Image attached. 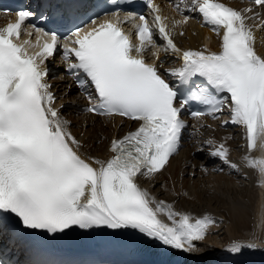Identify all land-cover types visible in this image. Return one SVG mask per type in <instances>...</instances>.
Returning a JSON list of instances; mask_svg holds the SVG:
<instances>
[{
	"label": "snow or ice",
	"instance_id": "6c2138e0",
	"mask_svg": "<svg viewBox=\"0 0 264 264\" xmlns=\"http://www.w3.org/2000/svg\"><path fill=\"white\" fill-rule=\"evenodd\" d=\"M252 2L253 7L237 10L219 0H180L175 11L183 18L176 20L165 15L155 0H146L151 20L143 14L125 18L134 23L136 44L118 14L99 23L93 19L87 30L77 28L64 38V57L75 60L69 71L81 87L90 83L95 92L96 102L91 103L89 95L86 111L139 122L136 130L111 141L109 159L83 156V145L61 115L63 105L55 106L46 62L61 37L32 25L41 34L37 44L40 39L44 42L30 55L26 47L30 41H15L34 14L17 11L16 21L0 28V212L14 214L28 229L48 233L73 226L133 229L171 249L198 253L197 242L206 238L214 218L176 211L173 204L157 200L139 179H152L166 170L186 128L181 116L189 100L207 105L206 112H191L195 118L215 119L228 110L231 120L224 123L245 129L249 152L264 148V142L258 143L264 137V53L257 48L253 30L264 31V19L249 24L261 16L255 8L264 9V0ZM185 10L199 13L217 35L222 31L218 52L182 50L175 43L176 29L189 20ZM157 33L164 41L163 51L181 61L171 75L189 86L185 99L179 98L180 91L161 74L158 64L146 59L150 49H156L152 56L160 59ZM195 78L205 85L193 89ZM229 151L222 143L210 155L238 169ZM245 161L264 174V159L245 156ZM256 247L233 243L226 251L239 259L243 249Z\"/></svg>",
	"mask_w": 264,
	"mask_h": 264
},
{
	"label": "bare ground",
	"instance_id": "6f19581e",
	"mask_svg": "<svg viewBox=\"0 0 264 264\" xmlns=\"http://www.w3.org/2000/svg\"><path fill=\"white\" fill-rule=\"evenodd\" d=\"M189 2H191V0H189ZM224 2L239 10L250 7L246 3L241 4L233 1ZM159 5L163 9L164 14L168 15L170 19L179 20L183 18L181 14L172 11L166 4L159 3ZM260 13L261 16L258 17V19L251 20V22L249 21L250 25L260 24L261 19H264V9H261ZM183 14L187 15L186 10ZM6 19L7 16H0V22ZM193 22L196 23L194 19H190L186 24H183L176 29L173 37L175 43L184 50H217L221 45L222 31L220 35H217V33L212 31L209 27H199V21L196 26L193 25ZM253 30L256 33L257 48L259 52L264 53V31L255 27ZM181 32L183 35H179ZM203 42L205 44L204 46L202 45ZM170 56L171 57L165 59V61H167V66L179 68L181 66V61L173 54ZM57 65L58 64H54L53 62L49 65L46 64L49 71L59 68ZM164 66L165 65H162V67ZM47 78L49 79V73ZM58 81L66 82V79H63L59 73L58 78L51 81L53 83V90H55L57 95L60 96L62 95L60 88L54 83ZM71 99L73 98H71L70 94L63 98L60 96L57 106H59L62 101ZM66 114H68L69 122L71 123L72 121L73 125L74 121L71 118L70 111ZM207 118L198 119L196 122L204 121ZM90 120L92 121L91 129L85 131L88 133L86 137H77L80 130L79 128L73 129L70 127L71 132L83 145V148L81 149V154L83 156L107 159L110 142L119 137V134L126 130L130 123H120V120L114 117H90ZM238 132L240 135L238 139L235 140L236 142H234L230 131L219 133L211 131L210 137L218 140V143H210L207 146L211 152L214 147H218L222 143L225 144L230 150V160L238 165V169H231L216 158H213L211 161L204 158L205 160H203L202 164L204 163L211 172L209 174L204 173L203 177V175H201L202 172H196L193 168L195 165H198V157H204V150L206 149L201 145L198 146L195 138H192L190 143L188 145L186 144V146H188L187 149L182 150L177 157L170 158V163L166 166V170L157 174L155 178L152 179L141 177L139 183L156 197V199L159 197H157V193L163 191L167 196L159 199L173 204L176 211L189 213L193 217H202L205 214L210 215L215 220V224L208 231L210 236L221 224H224L226 241L228 240V242L232 243H242L243 241L256 242L257 247L255 249L245 248L242 250L243 255L241 256V259L264 264V174L260 173L256 168L250 167L245 161V156H251L253 159H264V148H256L249 152L245 129L239 126ZM259 142H264V137H262L261 141H258V143ZM235 148L240 149L239 152L243 155L242 160L237 161L232 157V152ZM193 153H196L195 159H192ZM187 166L190 167L187 168ZM231 172L239 173L240 176L246 177L250 180L252 188L244 197H239L237 195L236 189L232 185L235 182V176L232 175ZM186 175L189 178L191 175L196 176L195 178H198V180L203 183V187L209 186L212 189V192L208 189L199 191L200 185H198L196 181H191L192 185L190 186V179H185ZM222 182H224L223 184L225 186H222ZM254 188L256 189L254 190ZM169 190L170 193L173 192L175 196L169 194ZM213 192H221L224 197L219 198L218 195L212 196L211 193ZM184 193H187V195H184ZM219 203L222 207L220 209H215L213 207L214 204L216 205ZM162 219H164L165 222L170 223L167 221L166 217H162ZM257 226L258 230L260 229V232L262 233L261 236L257 234ZM102 228L105 229L107 227ZM70 239L76 240L75 238ZM64 240L68 241L66 236H64ZM77 242L81 243L80 239H78ZM242 244L246 243L243 242ZM165 247L168 250H172L167 246ZM219 256H225V253L222 252ZM204 259L212 264L217 262V259H213V257H206Z\"/></svg>",
	"mask_w": 264,
	"mask_h": 264
},
{
	"label": "rangeland",
	"instance_id": "374dc122",
	"mask_svg": "<svg viewBox=\"0 0 264 264\" xmlns=\"http://www.w3.org/2000/svg\"><path fill=\"white\" fill-rule=\"evenodd\" d=\"M60 72H61V70H58L54 74H49V80L52 79V77H54L57 74H59ZM56 84H59V83L56 82ZM58 87L60 88L61 93H63L64 90L62 89V86L58 85ZM68 94H70L71 98H73L71 100H68L69 102H73L75 99H77V94H76L75 89L74 90H70L67 93V95ZM68 101H64V103L66 104V103H68ZM68 111H70L71 118L74 121L73 125L71 124V127L73 129H78V128L80 129L79 132H78V136L77 137L78 138L83 137V136L86 137L88 135V133H86L85 131L91 129L92 121L90 120V117H87V116L85 117L83 115H80L77 111L73 110L70 106H67V107H63L61 109V115L63 116V118L65 117L66 120L69 119L68 114H66ZM89 120H90V122H89ZM226 120L230 121L229 116L227 115V112L225 111V112L220 113L217 116V118H215L212 121H209L205 125V129L204 130L203 129H198L197 130V133L194 136L195 140L196 141H200L201 143H203V147H204V141H206L207 143L205 144V146H208V142L209 141H211L213 143H218L217 140H214V139H211V138L208 137V136H210V132L211 131H215L217 133L224 132V131H230L231 132V137L234 139V142H236L235 140H237L239 135H240L239 132H238V127H237V125L231 124L230 122L228 124H225L224 121H226ZM71 123H72V121H71ZM103 123H105V122H103ZM205 149L206 150H204V157L203 158L198 157L199 158L198 165H195L194 168H193V170H195L196 172H202L201 175H203V177H204V173L205 174H209L211 172L210 170H208L209 168L206 167V165L204 163L202 164L203 160L209 159L211 161L213 158H216V157H213V156L210 155V151L207 149V147H205ZM239 151H240L239 148H235L233 150V152H232V157L234 159H236L237 161L243 159V155ZM192 157H193L192 159H195V155H193ZM216 159H218V158H216ZM189 167L190 166H187V168H189ZM202 170H204V171H202ZM231 174L235 176V182L232 185L236 189L237 195L239 197H244L245 195L248 194V192L252 188L250 180H248L246 177L240 176L239 173L231 172ZM195 177L196 176L191 175V177L189 178L186 175L185 179H187V180L190 179V186L192 185L191 181H196L198 183V185H200L199 191H204L205 189H208L210 192H212V189L209 186L203 187V183L200 180H198V178H195ZM223 183L224 182H222V186H225ZM255 189L256 188H254V190ZM159 192L157 193V197L159 196L157 198L158 200H161L162 198L167 196L163 191H159ZM169 194L175 196L173 194V192L170 193V190H169ZM211 195L212 196L218 195L219 198H221V197L223 198L224 197L221 192H213V193H211ZM159 198H161V199H159ZM213 207L215 209H220L222 207V205H220V203L216 204V205L214 204ZM224 232H225L224 224H221L214 231V233L211 234V236H210V234H207L205 240H203L201 242H198V246L200 248V251L198 253L199 254L200 253H206V252L208 253V252H212V251H215V250H220V249H225V248L227 249L233 243L232 242H228V240L227 241L225 240V233ZM257 234L260 235V236L262 234L260 232V229L258 230V226H257ZM212 237H214V238H212ZM243 242H245L246 244L247 243H255L256 244V242H251V241L250 242L249 241H243Z\"/></svg>",
	"mask_w": 264,
	"mask_h": 264
}]
</instances>
